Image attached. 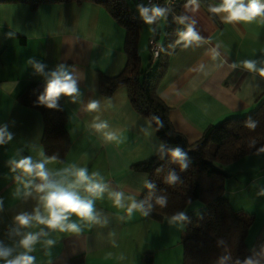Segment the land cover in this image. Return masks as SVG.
<instances>
[{
  "label": "crops",
  "instance_id": "0c3cea01",
  "mask_svg": "<svg viewBox=\"0 0 264 264\" xmlns=\"http://www.w3.org/2000/svg\"><path fill=\"white\" fill-rule=\"evenodd\" d=\"M263 2V0H262ZM220 4L210 3L209 7ZM145 7V6H142ZM209 12L198 2L183 3L178 10L177 49L168 58L165 75L157 87L159 99L169 109L168 118L175 132L189 144L201 139L209 126L224 120L241 118L254 112L264 101V78L258 71L243 67L245 60H255L256 68H264V22L226 23V13ZM186 17L184 23L180 18ZM166 22L163 41L150 35L137 44L141 68L152 75L154 61L149 40L156 38L165 45L168 21L159 17L152 24ZM195 20V30L203 38L185 47L179 33ZM11 33V35H7ZM125 29L100 5L91 2L41 4L28 0H0V126L14 139L0 146V246L11 248L21 239L14 234V217L22 211L32 212L37 206L36 194L25 197L23 185L17 182L8 166L12 158L32 156L34 160L48 157L43 151L44 124L41 113L19 102V96L30 83L46 86V76L36 74L27 63L30 57L47 65L45 74L64 64L77 79L82 95L76 103L61 97L66 111L69 147L62 160H52L47 167L57 171L71 165L87 167L89 174L99 172L110 190L123 191L139 203L146 191L149 177L132 167L148 162L162 150V143L149 121L140 116L129 102L125 87L111 96L101 92V77L119 76L127 65ZM214 50V51H213ZM152 59V60H151ZM203 63L202 71H193ZM236 65V67H233ZM100 101L98 112H87L90 100ZM96 117L117 132L118 141H106L90 127ZM228 178L225 194L233 207L250 215L254 224L247 236L248 246L264 236V152L247 156L223 168ZM17 189L20 191L17 193ZM204 204L194 201L186 214L200 213ZM94 208L106 217L107 224L80 223L78 235L53 232L41 237L32 253L35 264H182V225H169L170 218L154 220L140 211L129 215L116 209L107 192L94 202ZM43 226L25 229L39 231ZM53 239L54 245H44ZM17 251H21L17 249ZM0 264H4L0 260Z\"/></svg>",
  "mask_w": 264,
  "mask_h": 264
},
{
  "label": "trees",
  "instance_id": "16d2710c",
  "mask_svg": "<svg viewBox=\"0 0 264 264\" xmlns=\"http://www.w3.org/2000/svg\"><path fill=\"white\" fill-rule=\"evenodd\" d=\"M33 6L41 4H65L91 2L103 7L126 31L125 54L128 61L123 72L114 78L101 77V92L111 96L115 90L125 87L129 102L134 110L146 118L162 143L161 152L148 162L132 167L133 171L145 173L149 183L155 184L147 188L140 198L147 209L152 205L149 217L154 220L171 218L178 212L186 216L184 233L181 238L183 248L182 264H219L228 257L224 264H244L246 259L254 264H264V236L251 247L247 236L254 219L241 210L233 207L225 194V181L228 178L223 171L225 166L247 156L264 152V101L249 115L231 118L209 126L200 140L189 144L184 136L175 132L168 118L169 109L159 99L157 87L162 81L167 68L168 58L178 47L176 42L178 10L185 2L182 0L170 13L166 11L168 21L166 40L163 50L152 75L149 70L141 68V60L137 49L143 19L139 5L125 3L122 0H28ZM198 1L214 18L209 4H221L222 0ZM249 0H244L247 4ZM264 2V0H263ZM142 7V6H139ZM152 60V59H151ZM45 85L30 83L19 96V102L26 107L38 110L43 118L44 133L43 151L48 157L57 156L62 160L69 147V136L66 130V111L61 99L57 109L49 110L39 104L38 97L43 93ZM254 127H249V125ZM179 147L187 155L186 169L173 162L170 152ZM174 172L179 180L174 185L164 183L169 173ZM160 196L167 197V207H160L156 200ZM194 201L205 206L196 214H186ZM145 264H151V255L144 258Z\"/></svg>",
  "mask_w": 264,
  "mask_h": 264
},
{
  "label": "clouds",
  "instance_id": "9594fccd",
  "mask_svg": "<svg viewBox=\"0 0 264 264\" xmlns=\"http://www.w3.org/2000/svg\"><path fill=\"white\" fill-rule=\"evenodd\" d=\"M138 8L144 23L147 25H152L157 18L165 16L167 11V9L156 5L151 8L139 6ZM209 10L213 13H226L222 19L230 24L234 22L251 23L257 18H261V22H264V2L262 0H249L247 4L244 3V0H222L219 6L210 7ZM186 19V17H181L180 23H184ZM195 23L196 21L192 20L186 29L179 33L180 40L185 42V47L203 39L195 30ZM7 35L10 36L11 33ZM27 63L32 66L36 74L46 76V86L43 93L38 97V102L47 109H57L61 97L68 99L71 103H76L82 95L77 79L64 64L58 65L54 71L45 74L44 70L47 67L45 63L37 61L34 57H30ZM242 64L249 72L258 71V74L264 78V68L257 69L255 60H245ZM203 69L204 64L201 63L193 71H202ZM85 110L98 112L100 101L90 100ZM90 127L97 133H101L106 141L111 142L120 139L117 132L108 130V122L100 120L99 117L94 119ZM249 127H254V125L250 124ZM13 139L14 134L7 131V125L0 126V146L10 143ZM170 155L173 162L181 165V171L188 167L184 162L187 154L182 149L177 147L171 150ZM56 159L57 156L53 155L34 160L32 156L28 155L19 159L12 158L8 161L10 170L19 173L14 179L23 185L25 197H31L35 193L38 203L32 212L22 211L14 217L16 227L13 232L21 239L11 248L0 246V260H3L4 264H35L36 257L32 255L35 246L41 242V237H48L53 232L78 235L82 226L80 223L71 220L73 216L84 225L107 224V218L105 217L102 221L101 213L94 208V202L97 199H102L106 192L113 207L126 209L129 215L133 211H140L144 216H148L152 210L151 204L146 209L143 202H136L135 197L126 196L123 191L110 190L109 184L104 181L103 176L99 172L89 174L87 167L71 165L55 172L50 171L47 165ZM178 180L179 177L172 172L166 177L164 183L174 185ZM146 187L152 189L155 184L147 183ZM19 191L17 189V193ZM260 194L264 195V190H261ZM156 203L160 207H167V197H158ZM0 211H3L2 199H0ZM185 220V214L178 212L171 216L168 223L170 226L182 225ZM34 224L43 227L35 232L25 231V229L33 227ZM43 243L51 247L55 241L44 239ZM17 249L21 251H17ZM227 259L228 257H224L219 261V264H224ZM244 264H254V262L251 259H246Z\"/></svg>",
  "mask_w": 264,
  "mask_h": 264
},
{
  "label": "built area",
  "instance_id": "2783aa9c",
  "mask_svg": "<svg viewBox=\"0 0 264 264\" xmlns=\"http://www.w3.org/2000/svg\"><path fill=\"white\" fill-rule=\"evenodd\" d=\"M125 3L139 5V6H145L148 8H151L153 5L162 7L167 9L170 13L173 12V9L176 5L179 4L182 0H122ZM149 48L151 52L152 59L154 61L158 60L160 57V54L163 50V46L156 38H151L149 40Z\"/></svg>",
  "mask_w": 264,
  "mask_h": 264
},
{
  "label": "rangeland",
  "instance_id": "374dc122",
  "mask_svg": "<svg viewBox=\"0 0 264 264\" xmlns=\"http://www.w3.org/2000/svg\"><path fill=\"white\" fill-rule=\"evenodd\" d=\"M163 19L164 18L161 19V24H160L159 27L158 26L153 27L152 25H147V24L144 23V20H143V28H142V31H141V39L146 41L148 36L154 34V36L159 38L160 41H163V35H164L163 31H164V27L166 25V22Z\"/></svg>",
  "mask_w": 264,
  "mask_h": 264
}]
</instances>
